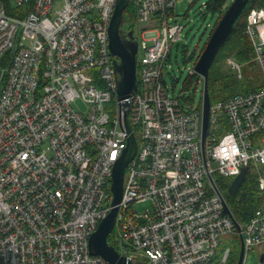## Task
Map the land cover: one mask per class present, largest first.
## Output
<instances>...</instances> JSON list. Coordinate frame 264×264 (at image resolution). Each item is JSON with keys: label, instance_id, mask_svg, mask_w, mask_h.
<instances>
[{"label": "built area", "instance_id": "1", "mask_svg": "<svg viewBox=\"0 0 264 264\" xmlns=\"http://www.w3.org/2000/svg\"><path fill=\"white\" fill-rule=\"evenodd\" d=\"M116 1L0 0V264H110L89 243L112 209L128 144L109 47ZM131 2L138 151L109 243L133 264H210L225 244L220 264H229L225 239L240 233L218 178L247 170L264 195V84L211 102L203 145V99L172 97L163 80L185 29L170 22L177 0ZM246 34L264 76V6L248 13ZM227 64L243 79L236 59ZM146 202L151 210L133 209ZM241 227L245 263L264 243V205Z\"/></svg>", "mask_w": 264, "mask_h": 264}, {"label": "water", "instance_id": "2", "mask_svg": "<svg viewBox=\"0 0 264 264\" xmlns=\"http://www.w3.org/2000/svg\"><path fill=\"white\" fill-rule=\"evenodd\" d=\"M257 0H234L223 14L220 22L210 37L204 51L195 65V71L204 79L203 98V145L210 129L211 97L209 93L210 70L213 66L221 48L234 35L237 26L244 16L252 10ZM131 0H117L115 11L109 27V47L111 53L116 57L114 68L117 78V95L121 109L124 112V127L128 133V144L122 156L115 164L112 178V209L108 216L100 223L98 230L90 239V252L94 256H101L110 264H133V260L122 256L116 248L109 243V237L113 233L119 213V205L122 202L124 192L125 173L129 164L135 158L138 151V140L134 134L129 116L131 97L136 92L137 86V53L138 39L131 30L125 33L121 29L124 14ZM1 75V70H0ZM247 170L236 177L229 185L228 192L235 196L238 194L247 179ZM224 201V214L230 215L235 221L241 239V251L238 264H243L245 259V248L242 236V227L236 220L228 203L220 193ZM264 262V255L261 257Z\"/></svg>", "mask_w": 264, "mask_h": 264}, {"label": "trees", "instance_id": "3", "mask_svg": "<svg viewBox=\"0 0 264 264\" xmlns=\"http://www.w3.org/2000/svg\"><path fill=\"white\" fill-rule=\"evenodd\" d=\"M226 2L227 0H211L207 3V8L208 10H211L213 13H217L218 15L219 12H224L221 9L224 7ZM263 6H264V0H257L256 4L252 9L260 8ZM125 13L131 16L133 23L136 21L137 8L133 2L130 3ZM248 13L240 21L231 39L221 48L213 66L211 67L210 78H209V93L212 103L216 101L227 100L239 92L247 93L260 87V86L257 88L249 87V88H244L245 90L243 89L240 91H238L237 89L241 85V82L243 83V86L245 83L252 86L253 83L257 80L256 76L258 75L263 76L261 69L257 66V64L254 61L255 58L254 48L251 40L246 34ZM220 20L221 19L217 20V24H215L214 30L217 27ZM213 32L211 34H213ZM9 57L10 56L8 54L2 63V67L5 66V63L7 62ZM199 58L200 57H198V59ZM228 58L236 59V61L243 66V79H239L236 73L233 72L232 70L225 71L224 67L225 64H227ZM197 76L198 75L190 76V78L186 80L185 88L183 92H187L190 89L192 84H194L197 81ZM263 84H264V80H263ZM218 182H219V188L224 193L227 202L231 210L233 211L237 221L242 226H245L250 221L254 213L264 205V195H261L260 193L257 177L252 176L251 174L248 173L246 182L244 183L238 194L235 196L229 194L228 192L229 183L228 181H226V179L218 178ZM236 238L238 239L237 252L236 251L235 253L232 252L230 256L229 264L238 263L240 250H241V241L239 236H237ZM109 239L111 243V237ZM224 248H225V244H222V246L217 251L216 255L214 256L210 264H220L222 252Z\"/></svg>", "mask_w": 264, "mask_h": 264}, {"label": "rangeland", "instance_id": "4", "mask_svg": "<svg viewBox=\"0 0 264 264\" xmlns=\"http://www.w3.org/2000/svg\"><path fill=\"white\" fill-rule=\"evenodd\" d=\"M209 1L211 0H177L170 22L181 23L185 29L182 33V39L173 47L172 55L163 69V80L171 96L179 98L183 102V98H185L188 101H192L195 106H199L202 102L203 83L200 81V76L198 75V83L196 81L187 92H183L185 82L190 78L196 61H198V57H200V54H202L203 49L212 36L211 33L214 31L217 20L222 18L225 10H227L234 0H227L226 4L221 9L224 12H219L218 15L208 10L207 3ZM61 5V2L56 3V7H60ZM132 26L133 21L131 16L125 13L121 25L122 31L129 32ZM155 27L160 28L158 24H156ZM134 30L136 36H139L138 25L134 26ZM138 56L140 57L141 55ZM224 69L225 71L231 70L228 64H225ZM256 77L257 80L252 86L246 83L243 86L241 82V85L237 88L238 91L244 88H257L261 86L264 76L258 75ZM233 180L234 178L226 179L229 185ZM133 209L135 211L145 212L146 210L152 209V203L134 204ZM225 242L233 253H235V251L237 252L238 239L236 236L231 235L226 237ZM244 264H262L260 257L257 255V251L254 250L250 252Z\"/></svg>", "mask_w": 264, "mask_h": 264}, {"label": "crops", "instance_id": "5", "mask_svg": "<svg viewBox=\"0 0 264 264\" xmlns=\"http://www.w3.org/2000/svg\"><path fill=\"white\" fill-rule=\"evenodd\" d=\"M255 251H257V255L260 257V259H261V257L264 255V243L262 244V245H260V246H258L256 249H255ZM262 263V262H261ZM262 264H264V262L262 263Z\"/></svg>", "mask_w": 264, "mask_h": 264}]
</instances>
